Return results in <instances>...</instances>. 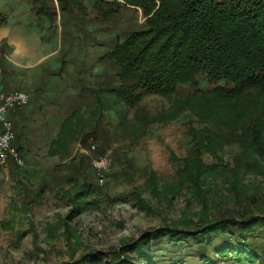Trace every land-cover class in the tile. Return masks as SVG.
I'll return each instance as SVG.
<instances>
[{
    "label": "rangeland",
    "instance_id": "374dc122",
    "mask_svg": "<svg viewBox=\"0 0 264 264\" xmlns=\"http://www.w3.org/2000/svg\"><path fill=\"white\" fill-rule=\"evenodd\" d=\"M56 11L57 18L41 28L31 0H0V25L5 24L8 41L17 46L3 42L0 79L6 71L4 83L11 92L23 91L31 97L34 90L31 113L42 111L39 95L52 99L66 94L65 100L58 101L67 104L76 129L73 139L65 141L66 147L51 148L65 119L13 121L14 147L21 148L23 166H0V264H84L82 257L89 255L100 257L102 264H264L263 252L254 262L239 261L242 256L232 249L227 255L217 254L216 246L235 242L229 233L209 236L212 243L203 235L147 238L160 230L195 228L205 218L237 223L260 215L264 170L238 168L239 144L220 146L215 153L204 151L205 165L215 167L201 179L211 202L207 212L194 198L193 186L182 180L179 168H186L193 156V131L211 126L203 119H210L214 108L212 100L189 99L182 91L146 96L133 108L106 93H96L105 103L100 134L83 140L95 125L89 121L96 110L80 93L86 89L92 102L91 90L100 92L116 83L113 62L101 59L109 48L98 44L106 45L117 34L124 36L141 27L147 18L142 10L136 14L128 7L113 21L97 24L98 13L89 1L78 27L68 16L64 23L57 1ZM50 53L51 63L35 72L39 67L34 65V55ZM7 58H20L21 65H10ZM49 68L54 71L53 81L47 79ZM14 73L19 80L11 76ZM108 74L114 77L112 83ZM11 78L15 80L10 82ZM104 154L112 162L101 184L91 163ZM193 165L189 171L195 176ZM237 169L240 195L229 191L228 183ZM85 183L90 187L84 188ZM256 235L264 249V230ZM203 245L208 260L203 259Z\"/></svg>",
    "mask_w": 264,
    "mask_h": 264
},
{
    "label": "trees",
    "instance_id": "16d2710c",
    "mask_svg": "<svg viewBox=\"0 0 264 264\" xmlns=\"http://www.w3.org/2000/svg\"><path fill=\"white\" fill-rule=\"evenodd\" d=\"M31 1L41 28H47V22L52 23L57 18L56 1L65 16L64 23L68 16L78 27L85 20L82 11L89 1H92L98 13L95 19L97 24L113 21L121 15L122 8L128 7H132L136 14L142 10L147 18L141 27L124 32V36L117 34L106 45L98 44L109 48L101 59L113 62L116 83L105 90L100 89V92L91 90L95 96L92 102L88 101L86 89L80 93L79 97L83 96L89 107L96 110L89 121L90 126L95 125L83 140L92 136L97 138L100 134V118L105 103L96 93H106L133 108L146 96H171L182 91L183 96L187 94L189 99L212 100L214 108L210 119H203V123L211 126L193 131V156L190 162L187 161L186 168H179L182 180L193 186L191 191L194 198L202 202L207 212L211 202L201 179L215 171V167L205 165L202 160L204 151L215 153L220 146L239 144L242 153L241 158L237 159L238 168L246 167L256 173L264 170L261 167L264 163V0ZM56 28L58 30V26ZM104 32L111 33L110 30ZM108 77V82L112 83L114 77L110 74ZM187 105H190V101ZM73 121L74 115L64 120L51 148L66 147L65 141L73 139L76 133V129L73 131ZM20 150L18 148L17 151ZM191 164H194L195 176L189 171ZM10 165L21 167L13 160H10ZM92 167L95 177H98L96 169ZM239 170L231 172L232 177L228 182L229 191L234 190L238 195L241 194L237 179ZM83 187L90 185L85 183ZM259 208L260 215L237 223L205 218L195 228L160 230L147 238L171 236L187 239L203 235L208 236L207 241L212 243L209 236L229 233L235 242L216 246L215 252L227 255L232 249L242 256L238 257L239 261L245 259L254 262L264 256V249L259 246V242L263 241H259L261 237L256 235L257 230L260 233L264 230V205ZM231 228L240 231L234 233ZM203 251V259L208 260L204 245ZM82 259L84 264H102L100 257L94 259L89 255Z\"/></svg>",
    "mask_w": 264,
    "mask_h": 264
},
{
    "label": "crops",
    "instance_id": "0c3cea01",
    "mask_svg": "<svg viewBox=\"0 0 264 264\" xmlns=\"http://www.w3.org/2000/svg\"><path fill=\"white\" fill-rule=\"evenodd\" d=\"M9 38H10L9 37V30L5 27V24H1L0 25V49H1L3 42L5 40H7V44L9 46L13 47L14 49H17L16 42L13 40L8 41ZM16 54H18V53H16ZM14 56H17V55H14ZM34 56H35V57H33V61H35L34 65H35V67H39L35 72H38L39 70H42L41 68H42L43 64L51 63V61H52L51 58H52L53 54L50 53V54H46L45 56H40V57H36L37 55H34ZM5 57H8V56L5 54ZM7 59L10 61L9 62L10 65H12V64L15 66L21 65L20 63L17 62L18 60H21L20 58L19 59L17 58L15 60L10 59V58H7ZM0 65L4 66L2 61L0 62ZM5 65L7 66L8 63H5ZM46 71H47L46 74H48L47 79L53 81V79H55V77H53L54 76L53 68L46 69ZM6 74L7 73L5 71V74H3V76L1 75L0 91L5 92V93H9V92H11V88L7 87V85L5 84L6 81H8L6 78ZM11 76L13 78H16V79L18 78L15 73L12 74ZM13 78L9 79L10 82H13V80H15ZM18 80H19V78H18ZM4 81H5V83H4ZM30 94H31V100H30L31 102L29 103L28 106H26L27 108L23 107L21 109H17L15 111H12L9 114V119H11L12 122L13 121H15L16 123L23 122L22 119H25L28 122L31 121V119L32 120L33 119H67L68 116H70L68 114L70 112V110L68 107H66L67 104L64 105V102L62 103L61 101L60 102L58 101V100H62V99L65 100L64 98H66V94L63 96L61 95L57 98H52V99L45 97V95H43V94L39 95V97H38L39 102L38 103H39L40 107L42 108L41 109L42 111L40 112V114L30 112V110H31L30 105L33 104L35 99H36V94L34 93V90ZM72 94H73L72 96H75L74 93H72Z\"/></svg>",
    "mask_w": 264,
    "mask_h": 264
},
{
    "label": "built area",
    "instance_id": "2783aa9c",
    "mask_svg": "<svg viewBox=\"0 0 264 264\" xmlns=\"http://www.w3.org/2000/svg\"><path fill=\"white\" fill-rule=\"evenodd\" d=\"M30 100V95L23 91H13L11 93L0 91V125L3 126V131L0 132V166L3 169L9 168L10 160H13L19 166H23L20 153L13 148L16 135L9 114L12 111L26 107L29 105ZM92 149H96L95 145L92 146ZM111 162L112 160L108 154L94 158L92 161L101 184L106 179V173L111 166Z\"/></svg>",
    "mask_w": 264,
    "mask_h": 264
}]
</instances>
